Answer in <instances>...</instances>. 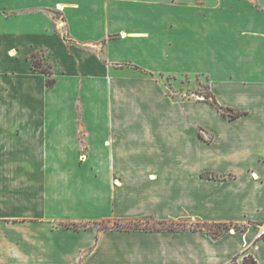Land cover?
Segmentation results:
<instances>
[{
  "label": "crops",
  "instance_id": "obj_1",
  "mask_svg": "<svg viewBox=\"0 0 264 264\" xmlns=\"http://www.w3.org/2000/svg\"><path fill=\"white\" fill-rule=\"evenodd\" d=\"M148 220L245 228L63 226ZM263 236L264 0H0V264H264Z\"/></svg>",
  "mask_w": 264,
  "mask_h": 264
},
{
  "label": "trees",
  "instance_id": "obj_2",
  "mask_svg": "<svg viewBox=\"0 0 264 264\" xmlns=\"http://www.w3.org/2000/svg\"><path fill=\"white\" fill-rule=\"evenodd\" d=\"M44 57L40 60L37 61L36 60V54H34L31 57V62L33 67L36 70H40L42 71L45 75H46V83L48 87H53L55 84V78L53 76V72L50 66H45L43 64V60ZM205 97V100L211 102L212 104H214L217 109L221 112L222 115L229 117L230 119H235L237 117H240L242 115H245L246 112L243 111H236L234 109L231 108H227V107H223L220 104H218L217 100L215 99V97L209 92L207 94H203ZM204 176L208 177V178H218L217 175L213 174V173H204ZM140 222V223H138ZM138 222H116L115 226L113 227L114 229H119V230H129V229H151V230H181V229H187V227L183 226L182 224H168L166 222H154L155 224L148 226V224H145L144 222L138 221ZM95 225H101V223H94L92 224H64L63 226L65 228H76V229H87V228H94ZM179 225V226H176ZM160 226V227H159ZM213 227H217V228H221V227H225L227 230H225V232L231 230L232 228L240 230V229H244L245 226H240L238 224H207V223H203L200 225L199 228H190L192 230H201V231H205L209 234H211L213 237L218 238L219 236H221L223 233H213L212 228ZM224 232V233H225ZM264 238V236H263ZM240 258V256H236L232 259L231 262H229L228 264H238V259ZM243 261L246 264H258L257 261L251 256V255H243Z\"/></svg>",
  "mask_w": 264,
  "mask_h": 264
},
{
  "label": "rangeland",
  "instance_id": "obj_3",
  "mask_svg": "<svg viewBox=\"0 0 264 264\" xmlns=\"http://www.w3.org/2000/svg\"><path fill=\"white\" fill-rule=\"evenodd\" d=\"M66 36V35H65ZM43 52H39L36 55V60L40 61L43 57ZM162 85L164 86L167 93L172 97H185L187 94H207L209 93L208 82L204 78L193 79L190 77H177V76H166L161 79ZM219 104V103H218ZM140 223V222H138ZM145 224L151 226L155 224L152 220L144 221ZM171 224V223H169ZM175 224V223H173ZM182 224L187 228H199L201 223L198 221L185 220L184 222L178 223ZM113 223H102L101 225H95L94 228H98L100 230L108 229L110 227H114ZM179 226V225H176ZM160 227V226H159ZM234 229V228H232ZM227 230L225 227L217 228L213 227V233H224Z\"/></svg>",
  "mask_w": 264,
  "mask_h": 264
}]
</instances>
